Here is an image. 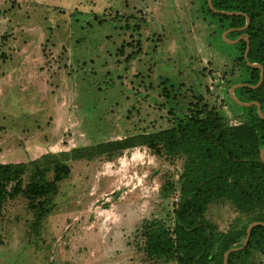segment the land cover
I'll return each instance as SVG.
<instances>
[{
  "label": "rangeland",
  "instance_id": "1",
  "mask_svg": "<svg viewBox=\"0 0 264 264\" xmlns=\"http://www.w3.org/2000/svg\"><path fill=\"white\" fill-rule=\"evenodd\" d=\"M0 10V162L173 127L200 96L228 125L248 122L230 93L246 79L238 36L204 0H0ZM187 161L139 146L70 162L39 234L24 198L0 206V264H176L148 257L144 232L173 230ZM252 217L226 196L205 214L223 232ZM243 259L264 264V250Z\"/></svg>",
  "mask_w": 264,
  "mask_h": 264
},
{
  "label": "trees",
  "instance_id": "2",
  "mask_svg": "<svg viewBox=\"0 0 264 264\" xmlns=\"http://www.w3.org/2000/svg\"><path fill=\"white\" fill-rule=\"evenodd\" d=\"M204 5L211 14L226 19L227 27L244 26L243 14L249 18L245 29L232 34L248 37V61L262 66L263 79L258 87H251L257 84L260 69L246 63L243 55L246 41L241 40L238 42L240 59L246 71L243 82L247 85L236 90L245 102H258L264 114V0H211L216 10L242 15L215 12L210 9L208 0H204ZM2 12L0 10V14ZM8 35H3L2 47ZM136 44L126 60L139 51L138 40ZM122 49L123 46L118 53L123 54ZM6 57L4 52L0 53V59L4 61ZM180 87L181 84L178 89ZM162 93L168 96L171 92L163 88ZM189 105L182 121L173 127L46 152L26 162H0V206L7 200L24 198L25 207L31 213L29 229L39 234L43 221L55 208L60 182L70 176V162L102 156L110 159L123 150L139 146H147L159 155L185 153L188 161L180 174L179 199L176 198L174 208L175 226L170 233L164 227H145L146 255L174 260L176 264H223L224 253L243 244L247 226L253 221L264 222V161L260 157L264 148V117L252 104L248 106V122L231 126L201 96ZM224 196L253 216L240 232H223L205 218L210 200ZM252 249L264 250L263 225L250 229L246 245L230 252L227 264H244L243 258Z\"/></svg>",
  "mask_w": 264,
  "mask_h": 264
},
{
  "label": "water",
  "instance_id": "3",
  "mask_svg": "<svg viewBox=\"0 0 264 264\" xmlns=\"http://www.w3.org/2000/svg\"><path fill=\"white\" fill-rule=\"evenodd\" d=\"M208 5H209L210 9H212V10L215 11V12H219V13H221V14H227V15H233V14H241V15H242V14H243V13H240V12H228V11H220V10H216V9H214V8L212 7V5H211V0H208ZM243 15H244L245 18H246V23L244 24V26H242V27H240V28H232L231 31L243 30V29H245V28L248 26V24H249V18L247 17V15H245V14H243ZM239 39H240V37H238L236 40H234V42H237ZM245 39H246V49H245V51H244V59H245L246 63H247L249 66L258 67V68L260 69L259 80H258L257 84H255V85H251L252 88H256V87H258V86L261 84V82H262V79H263V68H262V66H261L260 64H258V63H251V62L248 61V56H247V55H248V50H249V40H248V38H245ZM246 85H247V84H245V83L236 84V85H234V86L231 88L230 93H231L232 97H233V98H234V99H235L240 105H242V106H250V105H252V104L256 105V106H257V111H258V113L261 115V113H260V105H259L258 102H256V101L242 102V101H240V100H238V99L236 98V96H235V94H234V90H235L237 87L246 86ZM249 86H250V85H249ZM261 116L264 117V115H261ZM260 157H261V159L264 161V148L261 149V151H260ZM255 225H263V226H264V222H262V221H255V222H252V223L248 226V228H247V230H246V237H245V240H244L243 244H242L240 247H233V248L228 249V250L224 253L223 264H227V256H228V254H229L230 252H232V251H237V250H239V249H242V248L246 245L247 240H248V238H249L250 229H251L253 226H255Z\"/></svg>",
  "mask_w": 264,
  "mask_h": 264
},
{
  "label": "flooded vegetation",
  "instance_id": "4",
  "mask_svg": "<svg viewBox=\"0 0 264 264\" xmlns=\"http://www.w3.org/2000/svg\"><path fill=\"white\" fill-rule=\"evenodd\" d=\"M246 23V22H245ZM237 37V36H236ZM238 37H240V39L237 41V42H240L241 40H245V38H248L245 34H241V35H238ZM244 55V54H243Z\"/></svg>",
  "mask_w": 264,
  "mask_h": 264
}]
</instances>
